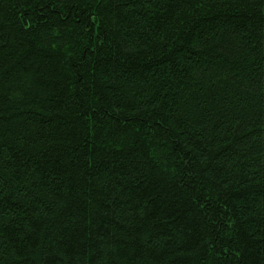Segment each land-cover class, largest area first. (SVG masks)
I'll return each mask as SVG.
<instances>
[{"label":"trees","instance_id":"trees-1","mask_svg":"<svg viewBox=\"0 0 264 264\" xmlns=\"http://www.w3.org/2000/svg\"><path fill=\"white\" fill-rule=\"evenodd\" d=\"M0 264H264V0H0Z\"/></svg>","mask_w":264,"mask_h":264}]
</instances>
